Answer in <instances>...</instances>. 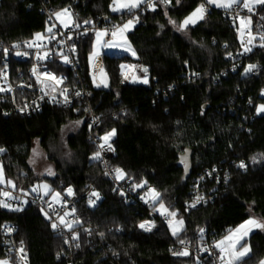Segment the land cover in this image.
Returning a JSON list of instances; mask_svg holds the SVG:
<instances>
[{"label":"trees","instance_id":"trees-1","mask_svg":"<svg viewBox=\"0 0 264 264\" xmlns=\"http://www.w3.org/2000/svg\"><path fill=\"white\" fill-rule=\"evenodd\" d=\"M113 1L0 0L3 47L44 30L46 13L42 8L46 3L53 12L71 9L81 26L118 27L133 18L138 20L128 32L136 57L102 55L109 88L93 87L89 74L95 31L88 30L78 43L80 72L93 90L89 102L101 118L92 132L105 135L115 130L111 139L115 153L109 158V169L119 168L127 177L152 183L161 194L148 208L139 201L126 202L115 191L116 181L107 175L102 162L92 157L97 148L89 138L84 111L75 113L70 108L46 105L23 115L15 110L10 95L0 91V148L5 150L0 152V162L6 179L14 182V190L29 192L36 183L48 180L53 190L62 193L69 187L80 194L91 184L101 194V200L93 205L79 199L77 251L59 259L57 255L65 250L63 237L41 207L31 203L17 211L0 207V242L3 224H17V237L25 244L30 264H196L192 255H174L172 246L195 240L204 228L219 241L251 216L264 220V112H257L264 105V95L257 96L264 89V50L256 47L244 60L263 64L256 75L223 76L230 56L240 50L236 27L224 14L226 9L212 7L207 17L182 34L169 20L182 23L206 0H145L137 8L120 12L112 10ZM257 10L263 11L264 4ZM3 55L1 50L0 77ZM124 62L137 64L142 73L146 67L147 83L124 80L120 72ZM16 65L14 62L12 67ZM29 94L18 91L17 101L22 102L21 98ZM70 122L80 127L63 141L70 152L68 157L61 147V131ZM36 140L54 163L53 177L39 176L30 165ZM185 152L191 154L192 162L186 180L180 166V156ZM241 162L244 168L239 167ZM213 167L219 178L214 176L204 187L206 193L213 190V201L187 210L193 181ZM161 202L184 220L178 235L170 233L158 213L154 229H139L138 223ZM244 243L251 251L238 264H260L264 232H253ZM3 258L0 243V260Z\"/></svg>","mask_w":264,"mask_h":264},{"label":"built area","instance_id":"built-area-1","mask_svg":"<svg viewBox=\"0 0 264 264\" xmlns=\"http://www.w3.org/2000/svg\"><path fill=\"white\" fill-rule=\"evenodd\" d=\"M206 12L204 17L212 10V5L204 3ZM113 8V5H112ZM224 9V8H222ZM42 11L46 13V25L43 31L38 33L42 34L43 39L36 40V34L28 40L16 43L11 47H3L0 44V51L4 52L3 63L4 67L0 77V87L3 89H11L10 91H3L5 94L10 95L16 111L23 115H31L40 111L46 105H54L63 108H70L75 113L85 112L88 129L90 131L89 138L95 144L99 158L105 168L107 175L116 181L115 191L126 202H141L148 208H151L160 199V192L155 188L152 183L146 181H136L133 177H124L117 179L115 171H111L108 167L109 158L115 153V148L111 142L105 143L103 135L95 134L92 130L98 127L101 123V118L94 106L89 102L93 98V90L90 85L81 76V62L79 59V41L86 35L88 30L95 31V28L85 24L76 23V25L64 27L58 23L53 14L50 4H45ZM226 17L231 21V25H235L236 32L240 40V50L230 56V64L228 68L222 71L225 76L229 73H240L242 77L256 75L262 68V63H245L244 60L249 56L256 47H261L264 41H261L260 36L264 35V10L259 12L253 9L249 12L243 8L242 5H235L231 9L224 11ZM240 18H245L246 27H241ZM250 19V24L248 20ZM52 31L49 32L48 29ZM116 25H104V32L107 34L103 36L105 43L112 41L115 37L112 35ZM255 37V39H252ZM252 42L249 43V40ZM32 43L29 47L28 44ZM245 48H251V51L246 52ZM19 53V55L17 54ZM46 54V55H45ZM68 58L66 63L64 57ZM40 57H43L42 59ZM16 62V67L13 68L12 64ZM249 65L256 67L250 71L245 72ZM35 69V73L33 72ZM102 69V60L96 59L94 68L90 70L89 74L93 83V87L102 88L97 78L98 70ZM45 73L51 74L55 79H49ZM97 79L98 83L94 82ZM99 85V86H97ZM29 92V96H23L22 102L17 101V92ZM63 93V94H62ZM264 95L262 89L257 96ZM67 96V102L64 98ZM55 98V99H53ZM231 110H234L232 107ZM111 145L109 149L108 145ZM103 145V147H101ZM244 164V162H241ZM218 177L216 167L212 169L207 168L204 172L200 173L192 183L191 197L186 201L185 208L192 210L200 205L207 204L213 201L215 194L213 190L209 193L205 192V184L209 179ZM137 184H143V187H135ZM150 189H155L160 194L159 199L153 201L151 196L148 195ZM8 191L9 196L5 197L3 192ZM93 192L99 193L93 185H85L82 193L77 194L72 191V195L68 193H61L58 200H53L49 195H42L40 192L30 193L24 190H14L9 187L0 186V200L5 201L11 207L4 208L7 210L17 209L22 210L28 204H35L42 208L44 213H47L48 218L52 224H57L56 231L63 237L65 243V250H63L57 259L68 256L77 251V243L73 237H77L78 231L75 229L81 224V218L78 212L79 199H83L85 205L89 204V200L95 203L101 200L92 195ZM194 205V206H193ZM156 211H150L149 216L143 218L139 223L145 221L150 222L154 227L156 226ZM163 221L166 222L167 216L159 214ZM63 217L65 223L60 222ZM66 224H71L69 229ZM152 227V229H154ZM140 230L145 231L140 228ZM151 229V230H152ZM19 226L12 222H5L1 230V246L3 248L4 258L3 261H8L9 264H30L27 255L25 244L17 237ZM172 246L173 253L187 251L195 257L196 264H205L211 261L213 264H221L218 259L219 250L214 247L218 241L213 236H210L204 228L195 240H182ZM23 248V252L20 249ZM207 249V250H205ZM0 260V261H2Z\"/></svg>","mask_w":264,"mask_h":264},{"label":"snow or ice","instance_id":"snow-or-ice-1","mask_svg":"<svg viewBox=\"0 0 264 264\" xmlns=\"http://www.w3.org/2000/svg\"><path fill=\"white\" fill-rule=\"evenodd\" d=\"M145 2V0H114V3L117 5V7L113 8V11H118L121 8H128V9H132V8H137L139 7V5L141 3ZM166 2V0H165ZM207 4L210 5H215L216 7L219 8H224V9H231L233 7V5L236 4H240L242 3L243 8L247 9L249 12H251L253 10V7L257 4H264V0H206ZM150 7H152V5H149ZM206 12V8L204 4H201L199 7L196 8V10L194 12H192V14L190 16H188L180 25H179V29L183 30L185 29L189 24H194L197 22V20H202L204 19V14ZM70 13L68 12L67 9H64L62 12H57L55 13V16L60 19L62 17H70ZM172 23H175L174 21H171ZM240 22H241V27L245 28L246 24H245V18H240ZM62 23H64L65 27H68V24L66 22H64L62 20ZM132 21H129L128 24H125L123 28L121 29H117V32H120L121 34L129 28V26L132 24ZM248 23L250 24V19L248 20ZM49 32L52 31L51 28L48 29ZM117 32H113L112 35L115 37L117 35ZM106 32H97V42L99 43V40L101 37H103L104 35H106ZM43 39L42 34L37 33L36 34V40H41ZM252 39H255V37H252ZM252 39L249 40V43L252 42ZM261 41H264V35L260 36ZM29 47L32 46V43L28 44ZM261 47H264V44H261ZM130 50V47H129ZM245 51H251V48H245ZM19 55V53H17ZM133 55H135V53H132ZM46 55V54H45ZM98 55V51H94L92 53V57L91 58H95ZM41 59L43 57H40ZM65 62H68V58L65 56L64 57ZM125 67V66H122ZM256 66L255 65H249L248 68L245 69V72H250L252 71ZM145 72L147 71L146 69L144 70ZM33 72L35 73V69H33ZM101 72H103V70L101 69ZM45 75L49 78V79H55V77H52L51 74L45 73ZM105 80H106V76H105ZM144 83H147V80L145 79L143 81ZM99 86V85H97ZM104 86L106 87L107 84L106 82L104 83ZM10 91L11 89H3L0 88V91ZM63 94V93H62ZM55 99V98H53ZM65 102H67V96H65L64 98ZM257 112H264V105H260L257 108ZM115 135V130H113V132L108 133L105 137H103L105 143L108 142V140L111 138V136ZM101 147H103V145H101ZM109 149H111V145H108ZM5 151L3 148H0V152ZM99 152L96 153L94 158H99ZM255 159V158H253ZM185 167L187 168V164L185 162ZM239 167L244 168L245 165L243 163H241L239 165ZM115 172L117 174V179H123L124 178V172L122 169H115ZM49 174L51 173V170L49 169ZM0 183H4V177H3V171L2 169H0ZM9 184H11V181H8ZM14 186V185H13ZM40 187H43L45 189V194H47L48 191V185H42ZM135 187L139 188V187H143V184H137L135 185ZM33 191H38L37 189H33ZM3 195L5 197L9 196V193L5 192L3 193ZM59 193H56L53 196V200H58L59 199ZM68 195H72V189L69 188L68 189ZM93 196H95L97 199H99V193L93 192L92 193ZM148 195L151 196V199L153 201H156L159 199L160 194L158 192L155 191V189H150ZM95 201L93 200H89V204H94ZM194 206V205H193ZM0 207H4V208H10L11 206L6 203L5 201L0 200ZM160 209L162 210V214L167 213L168 216L171 217H175L176 213L175 212H168L167 209L164 207L163 203L160 204ZM19 210V209H17ZM47 215V213H45ZM60 222L62 224L65 223L64 218L61 217L60 218ZM66 227H68L69 229H71L72 225L71 224H66ZM169 226L172 228V234L178 235L179 231L182 229L183 226V221H177L174 222L172 220H169ZM53 229L57 228V224L53 223L52 224ZM140 228L144 229L145 231H151L152 227H154V225H152L150 222L145 221L144 223H141L139 225ZM253 229H261L264 230V223L254 219V218H250L248 220H246L244 223H242L241 225H239V227H237L234 230H230L229 234L227 236H225L222 240L216 242L214 244V247L216 249L219 250V256L218 259L220 260L221 264H238L239 261H241L245 256H247L249 254V252L251 251L250 247L246 244V243H242V241H244V238L253 230ZM203 231V230H201ZM102 235V234H101ZM77 237H73V239H76ZM181 243H184V241H181ZM78 246V245H77ZM207 250V249H205ZM21 252H23V248L20 249ZM189 253L187 251H182L179 253H174V255H182V256H186ZM0 264H9L8 261H0ZM261 264H264V261H261Z\"/></svg>","mask_w":264,"mask_h":264},{"label":"rangeland","instance_id":"rangeland-1","mask_svg":"<svg viewBox=\"0 0 264 264\" xmlns=\"http://www.w3.org/2000/svg\"><path fill=\"white\" fill-rule=\"evenodd\" d=\"M113 4H114V7H117V5L114 3L113 1ZM237 5V4H236ZM242 5V4H241ZM261 4H257L253 7V9H257L258 6H260ZM213 7H216L215 5H212ZM235 6V5H233ZM243 6V5H242ZM216 8H219V7H216ZM64 9H67L68 12L71 14L70 17H62L60 19H58L56 16H55V13L57 12H62ZM128 8H121L120 10L118 11H114V12H120V11H123V10H126ZM113 10V8H112ZM196 10V9H195ZM194 10V11H195ZM192 11V12H194ZM192 12L190 14H188L185 19L190 16L192 14ZM53 14L55 20L60 23L62 26H64V23H62V20L64 22H66L68 24V26H73V25H76V22H75V16L73 14V12L71 11V9L69 8H62V9H59L57 10ZM184 19V20H185ZM134 20H136L138 22V20L136 18H133L132 21L133 23L129 26L128 29H126L122 34L120 32H117V29H121L124 27L125 24H128L129 21H127L126 23H124L123 25L121 26H118L114 32H117V35L115 36V38L110 41V42H107L105 43L103 41V37L100 38L99 40V43L97 42V32H104V29L103 27L102 28H96L95 30V34H94V37H93V40H92V50H91V53L89 54V66H90V70L92 71V69L94 68V63L96 61L97 58H100L99 56H102L104 53H114V54H127L131 57H136V52L134 50V47L132 46V44L130 43L129 39H128V32L130 30L133 29L134 27ZM183 20V21H184ZM171 21H174L175 23H172ZM182 21V22H183ZM200 21V20H197V22ZM136 22V24H137ZM170 24L172 25L173 29L182 33V34H186L188 33V27L190 25H194V24H189L185 29L183 30H180L179 29V25L181 23H178L176 22L175 20L173 19H170L169 20ZM90 26L92 28H95L96 26L94 25H91ZM65 27V26H64ZM129 47H130V50H129ZM94 51H98V55L95 57V58H91L92 57V53ZM135 53V55H133L132 53ZM122 66H125V67H122ZM102 70L103 72H101V69L98 70V75H97V78L101 84V87L104 88V89H107L109 88V85H110V82H109V78L105 72V69L102 65ZM144 71V70H143ZM120 72L124 78V80H127L129 82H132V83H144L143 81L146 79L148 81V76L146 74V72L144 71L143 73L140 71V68L137 64L133 63V62H124L120 65ZM105 76H106V80H105ZM94 82L95 83H98L97 82V79H94ZM106 82L107 86L105 87L104 86V83ZM80 127V124L79 123H75V122H70L69 124H67L63 130L61 131V147H62V150L64 151L65 155H70V152L68 151V148L64 145V139H66L67 135L69 133H72L74 131H76L78 128ZM114 129H112L111 131H109L108 133H111L113 132ZM107 133V134H108ZM107 134L103 135V137H105ZM114 136V135H113ZM108 140L107 143L111 142V139L112 137ZM104 141V139H103ZM105 142V141H104ZM96 154H94L92 157L93 159H97V158H94ZM67 157V156H66ZM29 162H30V165L31 167L34 169V171L41 177H53L55 175V166H54V163L50 160L47 159L46 157V154H45V151L41 148L40 144H39V141L36 140L33 147H32V151H31V154H30V157H29ZM0 169H2L3 171V168H2V164L0 162ZM49 169L51 170V173L52 174H49ZM125 174V173H124ZM116 178H117V174H115ZM3 177H4V183H0V186L2 187H9L10 189H14L15 188V184L12 180L10 179H6L5 177V174L3 172ZM124 177H127L126 174L124 175ZM8 181H11V184L8 183ZM14 185V186H13ZM42 185H48V191H47V194H45V189L43 187H40ZM38 188V191H33V189H37ZM68 188L65 189V193H68ZM8 193V191H6ZM29 192L30 193H37V192H40L42 195H50L51 198H53V196L56 194V193H59L61 194L62 192L59 190V189H55L53 190L50 182L48 180H41L40 182L36 183L35 185H33L30 189H29ZM5 193V192H3ZM163 203V202H161ZM161 203H158L155 207V211L158 213V214H162V210L160 209V204ZM164 207L167 209L168 212H175V211H172L170 210L164 203H163ZM176 213V212H175ZM162 215H166L167 216V219H166V223H167V226L169 228V231L170 233L172 234V228L169 226V220H172L175 224V222L177 221H180L182 220L183 221V226H182V229L184 228L185 226V222L183 219L181 218H178L177 217V214L175 215V217H171V216H168L167 213H164ZM250 218H254L262 223H264V220L261 219V218H258V217H255V216H251ZM249 218V219H250ZM248 220V219H247ZM239 227V226H238ZM237 228V227H236ZM234 228V229H236ZM232 229V230H234ZM181 230L179 231V233L181 232ZM256 231H263L264 230H261V229H253L245 238H244V241L246 238H248L253 232H256ZM178 233V234H179ZM229 234V232H227L220 240H222L225 236H227ZM173 235V234H172ZM219 240V241H220ZM244 241H242V243H244ZM248 245V244H247ZM249 246V245H248ZM250 253V252H249ZM249 255V254H248ZM247 255V256H248ZM246 257V256H245ZM3 261V260H2ZM264 261V259L262 260ZM261 264V263H260Z\"/></svg>","mask_w":264,"mask_h":264},{"label":"water","instance_id":"water-1","mask_svg":"<svg viewBox=\"0 0 264 264\" xmlns=\"http://www.w3.org/2000/svg\"><path fill=\"white\" fill-rule=\"evenodd\" d=\"M101 21H106V19H101ZM147 70L146 67L143 68V70ZM185 162L187 164V168L185 167ZM180 166L184 170V176L183 178L186 180L190 174L191 168H192V162H191V154L188 152H185L180 156Z\"/></svg>","mask_w":264,"mask_h":264},{"label":"crops","instance_id":"crops-1","mask_svg":"<svg viewBox=\"0 0 264 264\" xmlns=\"http://www.w3.org/2000/svg\"><path fill=\"white\" fill-rule=\"evenodd\" d=\"M113 8H114V4H113ZM136 22H137V21H136V20H134V23H135V24H134V26L136 25ZM99 57H101V59H102V62H103V57H102V56H99ZM98 59H100V58H98Z\"/></svg>","mask_w":264,"mask_h":264}]
</instances>
